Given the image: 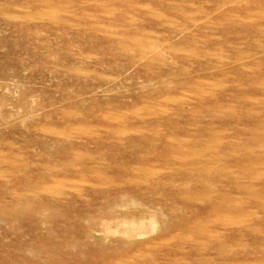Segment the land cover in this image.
<instances>
[{"label":"rangeland","instance_id":"obj_1","mask_svg":"<svg viewBox=\"0 0 264 264\" xmlns=\"http://www.w3.org/2000/svg\"><path fill=\"white\" fill-rule=\"evenodd\" d=\"M0 264H264V0H0Z\"/></svg>","mask_w":264,"mask_h":264}]
</instances>
